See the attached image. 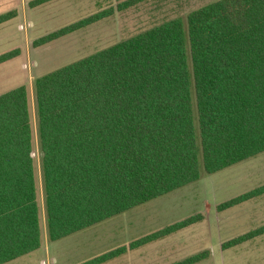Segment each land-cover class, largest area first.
Returning a JSON list of instances; mask_svg holds the SVG:
<instances>
[{
	"label": "trees",
	"instance_id": "1",
	"mask_svg": "<svg viewBox=\"0 0 264 264\" xmlns=\"http://www.w3.org/2000/svg\"><path fill=\"white\" fill-rule=\"evenodd\" d=\"M52 0H30L35 7ZM135 2V0H133ZM132 0L119 5L129 6ZM53 30L40 46L112 14ZM16 15L0 14V24ZM18 49L0 54V63ZM192 95L198 124L194 128ZM47 239L56 241L264 152V0H214L33 81ZM32 110L0 93V264L41 246ZM264 193L234 196L224 210ZM191 215L78 264H101L198 222ZM264 234V225L223 243ZM207 251L171 264H196Z\"/></svg>",
	"mask_w": 264,
	"mask_h": 264
},
{
	"label": "rangeland",
	"instance_id": "2",
	"mask_svg": "<svg viewBox=\"0 0 264 264\" xmlns=\"http://www.w3.org/2000/svg\"><path fill=\"white\" fill-rule=\"evenodd\" d=\"M29 1L0 0V14L9 10L16 13L0 24V54L18 49L15 57L0 63V93L20 85L27 89L42 243L36 250L3 264H78L191 215H201V219L101 264H171L202 251H207V257L196 264H264V234L223 246L233 237L264 225V193L217 209L220 203L264 185V152L211 174L204 172L199 152L202 176L197 181L64 238L47 239L34 79L167 20H185L190 11L214 0H132L125 9L119 5L129 0H52L35 7H30ZM103 9H112V14L46 44L33 45L40 36ZM192 109L199 147L194 95Z\"/></svg>",
	"mask_w": 264,
	"mask_h": 264
}]
</instances>
